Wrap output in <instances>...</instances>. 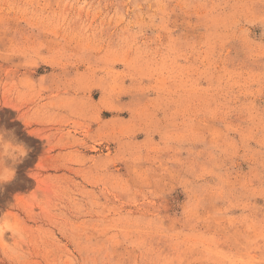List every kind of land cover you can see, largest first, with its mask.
Returning a JSON list of instances; mask_svg holds the SVG:
<instances>
[{
    "label": "rangeland",
    "instance_id": "obj_1",
    "mask_svg": "<svg viewBox=\"0 0 264 264\" xmlns=\"http://www.w3.org/2000/svg\"><path fill=\"white\" fill-rule=\"evenodd\" d=\"M0 128V264H264V0H0Z\"/></svg>",
    "mask_w": 264,
    "mask_h": 264
},
{
    "label": "clouds",
    "instance_id": "obj_2",
    "mask_svg": "<svg viewBox=\"0 0 264 264\" xmlns=\"http://www.w3.org/2000/svg\"><path fill=\"white\" fill-rule=\"evenodd\" d=\"M0 138H3L6 142L13 143L15 151L12 153V157L5 160L2 166H0V185L9 183L11 178L15 175L16 166L23 164L26 159H28L31 149L24 144L23 141L15 139L14 130H7L0 128ZM4 231H14L21 236L19 225L15 228L12 227L11 222L9 221L7 226L0 227V234ZM7 251L13 257L18 258L23 264V255L19 248L8 247Z\"/></svg>",
    "mask_w": 264,
    "mask_h": 264
}]
</instances>
